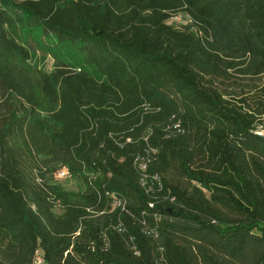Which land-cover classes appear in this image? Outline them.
<instances>
[{
  "label": "trees",
  "instance_id": "1",
  "mask_svg": "<svg viewBox=\"0 0 264 264\" xmlns=\"http://www.w3.org/2000/svg\"><path fill=\"white\" fill-rule=\"evenodd\" d=\"M263 127L264 0H0V264H264Z\"/></svg>",
  "mask_w": 264,
  "mask_h": 264
},
{
  "label": "rangeland",
  "instance_id": "2",
  "mask_svg": "<svg viewBox=\"0 0 264 264\" xmlns=\"http://www.w3.org/2000/svg\"><path fill=\"white\" fill-rule=\"evenodd\" d=\"M184 20H185V16L183 14H181L178 17L170 18L168 21L175 24L178 22H183ZM59 53L62 56H66L70 60H75L77 58L74 51L67 48V47L59 50ZM50 63H51V57L48 56L46 61L43 63V65L48 67L50 65ZM260 131H262L264 133V127L261 128ZM33 174H34V172L31 173V176ZM53 180H54V182H57V184H60L63 188H65L67 190H77L80 187V181L76 180L73 176H70V175L69 176H61V177L56 176ZM53 208L55 211L60 210V208L57 206L56 203L53 205ZM37 252H40V251L37 250ZM33 264H34V259H33Z\"/></svg>",
  "mask_w": 264,
  "mask_h": 264
},
{
  "label": "built area",
  "instance_id": "3",
  "mask_svg": "<svg viewBox=\"0 0 264 264\" xmlns=\"http://www.w3.org/2000/svg\"><path fill=\"white\" fill-rule=\"evenodd\" d=\"M56 176H58V177L69 176L67 168L66 167L60 168L56 172ZM34 264H45L43 256H42V254L40 252L36 251L35 256H34Z\"/></svg>",
  "mask_w": 264,
  "mask_h": 264
},
{
  "label": "water",
  "instance_id": "4",
  "mask_svg": "<svg viewBox=\"0 0 264 264\" xmlns=\"http://www.w3.org/2000/svg\"><path fill=\"white\" fill-rule=\"evenodd\" d=\"M168 211H169V209H168Z\"/></svg>",
  "mask_w": 264,
  "mask_h": 264
}]
</instances>
